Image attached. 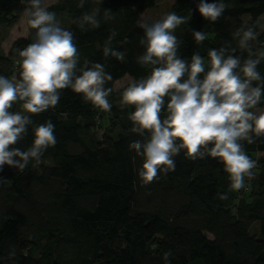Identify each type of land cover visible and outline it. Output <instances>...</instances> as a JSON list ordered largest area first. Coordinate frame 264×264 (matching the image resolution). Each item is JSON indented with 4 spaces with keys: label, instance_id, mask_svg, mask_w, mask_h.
Listing matches in <instances>:
<instances>
[{
    "label": "trees",
    "instance_id": "trees-1",
    "mask_svg": "<svg viewBox=\"0 0 264 264\" xmlns=\"http://www.w3.org/2000/svg\"><path fill=\"white\" fill-rule=\"evenodd\" d=\"M158 1L86 0L80 8L79 0H57L48 5L61 27L74 34L78 69L90 61L103 64L112 75L106 84L114 89L108 97L112 109L104 112L67 89L54 109L33 117L35 125L49 119L54 123L57 143L40 164L32 161L23 171L5 165L0 172V264H264V138L244 142L257 167L240 191L231 190L217 159L191 161L183 151L175 157V172L147 186L138 178L142 160H134L135 152L129 150V143L140 139L128 132L134 109L122 105V92L114 85L125 76L150 74V68L137 63L145 49L140 44L143 29L136 22ZM199 2L176 0L172 6L171 12L187 18L174 32L180 56L190 60L199 53L207 64L210 49L237 47L233 33L243 22L257 24L253 47L264 50V27L259 26L264 0H222L226 10L215 23L202 17ZM25 7L21 0H0V75L9 78L20 71L19 50L34 40L27 23L26 36L16 38L8 52L2 46ZM105 9L111 10L110 19ZM85 12L97 13L99 28L85 30L74 22ZM245 14L250 19L244 20ZM193 30L208 38L197 44ZM113 31L110 46L126 53L124 62L103 56ZM237 54L247 56L238 48ZM258 70L264 76V61ZM14 110L23 111L20 104ZM103 116L109 126L100 136ZM33 139L29 126L19 147L26 150ZM217 193L228 198L220 200ZM168 251L172 255L166 262Z\"/></svg>",
    "mask_w": 264,
    "mask_h": 264
},
{
    "label": "clouds",
    "instance_id": "clouds-1",
    "mask_svg": "<svg viewBox=\"0 0 264 264\" xmlns=\"http://www.w3.org/2000/svg\"><path fill=\"white\" fill-rule=\"evenodd\" d=\"M24 14L34 30V40L19 50L20 71L11 78L0 75V172L5 165L23 171L30 162L40 164L43 154L54 148L55 125L49 119L39 125L33 117L54 109L64 90L82 95L94 107L109 112L112 105L106 87L113 77L101 63L85 61L78 69L80 52L73 32L61 27L57 14L49 11L45 0H21ZM103 2V0H100ZM86 0H79L83 8ZM198 11L205 20L215 23L226 10L222 0H200ZM105 18L111 10L105 9ZM187 18L175 12L149 22L143 14L137 27L143 29L140 44L145 51L137 63L150 68V74L133 78L122 92L121 103L134 109L128 130L140 139L129 143V150L141 158L137 170L142 186L158 181L176 170L175 157L183 151L186 159L213 158L224 165L230 188L240 191L245 180L255 177L257 162L246 152L244 142L253 144L264 138V76L258 66L264 61V50L255 49L259 33L257 24L243 22L233 33L237 47L225 44L208 51V61L199 53L190 60L178 54L175 30ZM82 29L100 27L97 13L85 12L75 21ZM197 44L207 38L203 31L193 30ZM113 31L103 47V56L125 61L126 53L112 48ZM237 48L247 56L237 54ZM20 104L23 111L14 110ZM33 126L34 139L26 150L19 147ZM4 178L0 177V183ZM220 200L227 193H217ZM14 255V253L12 254ZM171 251L163 259L168 262Z\"/></svg>",
    "mask_w": 264,
    "mask_h": 264
},
{
    "label": "rangeland",
    "instance_id": "rangeland-1",
    "mask_svg": "<svg viewBox=\"0 0 264 264\" xmlns=\"http://www.w3.org/2000/svg\"><path fill=\"white\" fill-rule=\"evenodd\" d=\"M57 0H45L46 5H50ZM176 0H159L155 6L146 9L142 14L145 19L149 20V22H154L157 20L162 19L167 13L172 11V6L175 3ZM141 17V15H140ZM139 17V18H140ZM243 19L247 20L250 19V16L248 14L243 15ZM27 17L25 14H23L20 19L8 29V34L6 39L3 41L2 46L4 47V50L6 52L9 51L12 42L20 37V36H26L28 34V28H27ZM259 26L260 30L264 27V14L259 18ZM132 80L130 76H125L115 82V89L118 91L123 92V90L127 87L129 82ZM260 110H264L263 108H259ZM109 126V119L107 117H102L101 119V125L98 128V134L101 136L104 132V130ZM254 226L258 227L259 229V221H255ZM256 227H252V232L256 231Z\"/></svg>",
    "mask_w": 264,
    "mask_h": 264
}]
</instances>
